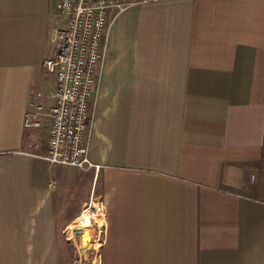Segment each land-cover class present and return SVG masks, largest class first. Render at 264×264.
Here are the masks:
<instances>
[{
    "label": "crops",
    "instance_id": "1",
    "mask_svg": "<svg viewBox=\"0 0 264 264\" xmlns=\"http://www.w3.org/2000/svg\"><path fill=\"white\" fill-rule=\"evenodd\" d=\"M51 3L0 0V264H59L46 125H22L51 101ZM90 116L92 264H264V0L118 12Z\"/></svg>",
    "mask_w": 264,
    "mask_h": 264
},
{
    "label": "built area",
    "instance_id": "2",
    "mask_svg": "<svg viewBox=\"0 0 264 264\" xmlns=\"http://www.w3.org/2000/svg\"><path fill=\"white\" fill-rule=\"evenodd\" d=\"M157 1L164 0H52L51 7L62 20L53 29L50 55L41 60L42 70L54 77L51 101L44 109L36 100L39 92H32L22 115L25 128L45 123L46 150L41 157L49 164L97 170L87 156L90 105L110 21L131 4ZM71 227L80 230L74 221Z\"/></svg>",
    "mask_w": 264,
    "mask_h": 264
},
{
    "label": "rangeland",
    "instance_id": "3",
    "mask_svg": "<svg viewBox=\"0 0 264 264\" xmlns=\"http://www.w3.org/2000/svg\"><path fill=\"white\" fill-rule=\"evenodd\" d=\"M55 172L59 177L57 188L61 204L67 205L65 212L61 213L58 218L60 230L56 234L57 249L55 252L59 264H92L95 221L92 220L90 226L86 228L89 230L87 235L84 236L79 235V230L75 231V229L69 227L70 225L72 226L75 217L82 209L89 207L92 211L94 201H99V194L95 196L94 189L90 186L92 172L82 171L66 165H55ZM90 200H94L92 204ZM91 218H94V216H91ZM64 221L67 222L63 224ZM69 232L70 234H68Z\"/></svg>",
    "mask_w": 264,
    "mask_h": 264
},
{
    "label": "bare ground",
    "instance_id": "4",
    "mask_svg": "<svg viewBox=\"0 0 264 264\" xmlns=\"http://www.w3.org/2000/svg\"><path fill=\"white\" fill-rule=\"evenodd\" d=\"M90 203L92 204L93 201L91 202V200H90ZM95 210H96V206L94 204V207H93L92 211H95ZM91 216H94V218H91ZM77 217L78 218L76 219V221L74 220L75 221L74 223L78 224V227L80 228V230H79L80 231V235H83V233L86 230H87L86 232L88 233V229H86V228H88L90 226L91 220L99 221V220H97V218H95V213L89 212L87 210H84L83 212H80ZM69 227H71V225ZM68 234H70V232Z\"/></svg>",
    "mask_w": 264,
    "mask_h": 264
}]
</instances>
